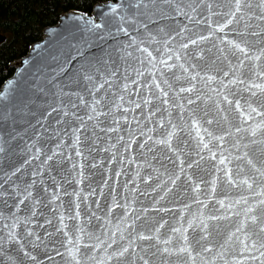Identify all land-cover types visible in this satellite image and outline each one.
I'll use <instances>...</instances> for the list:
<instances>
[{"label":"snow or ice","instance_id":"snow-or-ice-1","mask_svg":"<svg viewBox=\"0 0 264 264\" xmlns=\"http://www.w3.org/2000/svg\"><path fill=\"white\" fill-rule=\"evenodd\" d=\"M93 11L98 19L64 13L79 22L56 69L65 84L39 89L43 103L0 92V264H264V0H117ZM129 113L137 130L157 127L136 140ZM97 132L115 143L92 147ZM132 143L163 162L159 173L145 161L156 175L137 177L153 182L151 211L164 216L118 203L110 187L102 220L88 202L108 180L80 185L124 155L92 153ZM169 195L188 202L165 219L171 209L157 205Z\"/></svg>","mask_w":264,"mask_h":264},{"label":"water","instance_id":"water-1","mask_svg":"<svg viewBox=\"0 0 264 264\" xmlns=\"http://www.w3.org/2000/svg\"><path fill=\"white\" fill-rule=\"evenodd\" d=\"M117 0H107L100 3H97L94 5L93 9L97 5H105L107 3H115ZM71 11H78L81 14H87L89 16H93L94 18L98 19V15L92 10L91 13L84 12L81 10H70ZM79 23L78 21H74L71 19H67L64 16V13L61 14L58 22L54 25L47 26L43 30V37L41 40L33 43L30 47L28 52L21 58L13 61L11 65L14 67V73L2 84L0 87V92H6L8 97L12 100H15V98L21 96L23 93L26 97H32L34 98L37 103H43L44 94L39 91V89H43L45 92L49 91V89L52 87V85L56 84H65L66 83V75L59 73L56 71L57 66L61 63L63 56L62 53L67 51V45L69 43V37H68V29H71V27L75 24ZM189 27H191L189 25ZM122 38V37H121ZM6 37L0 33V44L4 42ZM111 43V41H109ZM145 46H148L147 44ZM155 46L150 47V50H152ZM95 51V49H93ZM155 54V53H154ZM134 55H138V53H134ZM67 73V69H66ZM181 86H183V83L181 82ZM197 87H200L197 85ZM215 87V85H213ZM54 90V89H53ZM65 91H75L76 89L72 88L69 89L65 87ZM205 91H207L205 89ZM133 99H136L135 94L132 97ZM128 100V97L125 96V101ZM0 104H2V101H0ZM125 107L127 104L125 103ZM129 120H132V126L131 131H133L136 135V140H140L141 137L139 135L140 131L147 133V128H154L157 127L155 123H148L147 128L143 126L145 123L143 120L141 122V128L137 130L136 128V121L133 119V114L129 113ZM137 117H140V113H136ZM103 119V118H102ZM122 127L124 128V131L119 133L120 135H123L125 137V140H127V132L129 131V126L127 124H123ZM51 124V119H49L48 122H46V127ZM102 127H106L107 125L102 124ZM52 127H55V125H52ZM90 127V125H89ZM22 126H18L17 130H21ZM39 130V128H37ZM49 131H51V128H49ZM152 133H148V135H151ZM43 135V133H42ZM106 135H113V139L111 141H108L105 139ZM97 136L100 138L99 143L92 144V147H95L97 149L100 148H108L110 144L115 143L114 134H107V133H100L97 132ZM144 141L147 142V135L144 137ZM148 147H152L151 144L148 145ZM117 151H119L121 154L124 155L123 163L121 164L119 160L113 161L112 165H109L107 163L104 164L103 169H100L99 167L97 169L92 170L95 175L91 177L88 180H85V182L80 185V187L87 192L89 184L92 188H96L97 184L101 182L102 180V173H103V179L108 180V184L104 187V196H99V190L97 191L96 197H89V204H91V211H95L96 215L101 217L103 220V217L107 215V210L105 207L106 202L111 203V196L109 195V188L114 187L115 192L117 193V202L120 204H123L125 202L124 197H128L129 199H134L136 203L133 205L135 209H140L142 207H148L149 208V215L152 216H164L163 213H153L151 211L152 208V201L150 197H155L156 193H153L150 191V186L155 187L152 181H148L147 183L141 182V180L137 177V173H139L141 176L146 174L156 175V173L152 172L151 169L147 167L148 163L152 164V167L154 169H158L159 173L164 172V168L160 166L163 162L153 161L152 156L155 154L148 153L147 148L146 149H140L139 145L137 143H132V147L129 150L128 153H124V149L122 144H118L116 149H110V152L108 154H105L103 152L92 153V155L96 156L97 160H106L107 155L115 154ZM141 152L144 153V155H141ZM85 155H89L87 151H85ZM131 157V159H129ZM89 163H91V160H89ZM169 169H171V165H167ZM116 169H119L121 172V175L119 177H116L114 175V172ZM89 175L88 170L85 169V176L87 177ZM110 177V179H109ZM162 179L166 180L165 176H161ZM128 181H132V183H127ZM0 182H2V178H0ZM125 184H127V187H125ZM131 188H136L138 190L137 194H133L130 192ZM147 192L148 196H144L143 193ZM99 199L100 208L97 209L95 203H92L93 200ZM171 201V203H169ZM180 202L187 203L188 201L185 200L183 197H181L180 201H177L174 196L169 195L165 198V200L161 201L157 207L163 206L171 209L169 216L164 217L165 219H168L172 212L176 211V205ZM191 211L196 212L197 209L194 205L191 206ZM81 221L80 224L82 227H88V220L87 216L89 215V212L87 210V205H82L81 207ZM113 225L116 223V219H118V215L116 214V210L113 209ZM20 215H24V213H20ZM131 215V214H130ZM39 219V218H38ZM3 222L0 221V224ZM40 223H43L41 220ZM55 223V221H53ZM71 225V221L68 222ZM96 221L92 220V224H95ZM32 227L35 229V225H32ZM47 227V226H45ZM51 231V229H48ZM162 231H164L162 229ZM43 239V237H42ZM51 247V245H49ZM49 255H52V253H49ZM247 255V253L245 254ZM42 258V257H41ZM239 258V257H237ZM53 259L56 260L57 258L53 256ZM246 264H250V262H246Z\"/></svg>","mask_w":264,"mask_h":264},{"label":"trees","instance_id":"trees-1","mask_svg":"<svg viewBox=\"0 0 264 264\" xmlns=\"http://www.w3.org/2000/svg\"><path fill=\"white\" fill-rule=\"evenodd\" d=\"M103 1L107 0H0V33L6 37L0 44V87L14 73L11 63L41 40L43 30L56 24L61 14L73 9L91 13Z\"/></svg>","mask_w":264,"mask_h":264}]
</instances>
